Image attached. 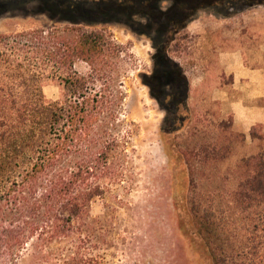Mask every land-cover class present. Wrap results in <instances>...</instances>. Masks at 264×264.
Returning a JSON list of instances; mask_svg holds the SVG:
<instances>
[{
    "label": "trees",
    "instance_id": "16d2710c",
    "mask_svg": "<svg viewBox=\"0 0 264 264\" xmlns=\"http://www.w3.org/2000/svg\"><path fill=\"white\" fill-rule=\"evenodd\" d=\"M46 1L53 16L70 25L0 33V264H42L53 250L54 264H99L88 252L95 231L92 209L114 187H126L135 131L126 119L120 80L126 47L107 30L82 24L99 16L102 23L136 16L148 21L144 35L155 50V69L142 78L172 114L163 133H173L188 120L189 82L168 55L170 42L201 11L231 18L264 0ZM82 63L86 72L77 69ZM49 79L62 89L59 100L44 94ZM165 81L174 86L172 93ZM230 121L218 125L226 132L217 141L175 150L177 161H186L179 172L187 173L189 185L175 181L173 200L213 264H264V133L254 127L257 152L219 173L233 152V137L245 142L231 131L232 116ZM217 176L222 189L203 195L204 177Z\"/></svg>",
    "mask_w": 264,
    "mask_h": 264
},
{
    "label": "rangeland",
    "instance_id": "374dc122",
    "mask_svg": "<svg viewBox=\"0 0 264 264\" xmlns=\"http://www.w3.org/2000/svg\"><path fill=\"white\" fill-rule=\"evenodd\" d=\"M168 5L163 3L164 10ZM51 10L46 0H0V33H18L55 23L70 25L59 16L54 17ZM99 18L90 25H82L107 30L118 44L126 47L120 80L126 94V119L133 122L135 133L129 148L131 177L125 188L114 187L105 199L94 204L95 231L88 252L99 264H213L174 204L175 181L181 182L185 189L189 185L187 173L179 172L185 168L186 161H177L175 150L184 152L215 142L224 131L218 130V125L231 122L228 103L222 99L219 88L228 79L221 74L217 57L221 34L236 33L235 24L222 25L221 18L201 11L170 42L168 55L181 66L189 82L188 120L179 131L163 133L171 126L172 114L154 98L142 78V75L153 76L155 69V50L152 41L144 35L149 32L148 21L136 16L132 20L121 17L120 22L102 23L98 21L102 16ZM77 69L88 70L83 63ZM173 88L172 84L167 85L169 93ZM43 91L49 101L61 98L62 89L57 80H46ZM230 129L236 133L232 126ZM258 145L233 137V152L220 164L219 173L235 168L241 157L256 153ZM229 182L230 187L236 185L233 176ZM222 187L220 176L213 180L204 177L200 192L207 196ZM54 253L55 250L42 264H54ZM20 264L40 263L24 260Z\"/></svg>",
    "mask_w": 264,
    "mask_h": 264
},
{
    "label": "crops",
    "instance_id": "0c3cea01",
    "mask_svg": "<svg viewBox=\"0 0 264 264\" xmlns=\"http://www.w3.org/2000/svg\"><path fill=\"white\" fill-rule=\"evenodd\" d=\"M221 20L225 26L234 23L236 33L221 34L217 65L228 82L219 88L228 103L233 131L251 144L254 127L264 133V5Z\"/></svg>",
    "mask_w": 264,
    "mask_h": 264
}]
</instances>
